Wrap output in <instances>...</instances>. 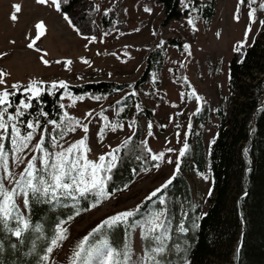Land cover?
<instances>
[{
    "label": "rangeland",
    "instance_id": "1",
    "mask_svg": "<svg viewBox=\"0 0 264 264\" xmlns=\"http://www.w3.org/2000/svg\"><path fill=\"white\" fill-rule=\"evenodd\" d=\"M88 1L90 5L96 6L97 11L92 18V27H79L81 35L69 25L64 19L65 15L57 11L50 0L46 4H40L37 0H0V73L6 74L0 75V79L5 81L4 85H0V91L5 87L11 90V85L17 83L27 85L33 79L44 81L46 89L52 82L61 80L68 85L99 80L127 83V89L99 100L89 94H77L68 89L73 96L85 97L83 101H77L74 107H67L71 104L67 97L61 99L64 93L62 90L60 103L66 106L62 112L67 110L71 116L82 119L84 123L92 120L88 134L92 150L89 158L92 160L107 153L110 148L119 146L132 136L137 127H140L141 138L147 140L152 151L157 154L165 152V158L158 170L152 167L150 171L139 173L127 190L115 192L98 207L69 222L66 225L69 229L68 239L54 250L50 264H68L76 243L101 221L116 213L135 209L153 190L172 177L186 133L189 144L186 155L193 149L197 133L201 135L206 148L209 147L219 126V117L215 112L221 109L227 113L229 110V62L235 46L245 39V30L250 23V8H257L256 22L252 23L242 50L251 44L264 26L259 23L264 20V11L259 10V4L264 3V0H257L256 4L251 5L245 0L240 5L238 21L234 18L238 0H216L215 14L209 23L204 22L193 6L195 1L204 3L206 0H179L181 11L186 9L185 4L189 5L187 14L173 20L166 19L163 6L158 0ZM14 5L21 6V11L16 13V21L10 18ZM145 8H150L151 11H145ZM106 11L108 26L101 22ZM189 18L195 19V31L187 22ZM40 21L46 25V34L41 32L39 39H36L35 25ZM93 36L96 37L95 41L85 39ZM171 38L179 41L180 45L171 42ZM33 39L36 43L34 48L29 49L27 45ZM185 45L190 48L185 49ZM155 47L162 49L161 65H154L145 82L136 87L135 83L147 65L146 57ZM81 58L89 63L82 62ZM43 60L51 63L45 65ZM67 61L72 63L67 64ZM193 89L203 97L200 101L203 110L195 116L192 114L197 109V101L195 98L189 100L187 96ZM132 92L136 95L130 96ZM181 93H185L183 100ZM124 107H127L125 116L119 117ZM145 108H150L152 119L144 114ZM89 111L92 116L84 120L85 113ZM101 112L109 122L123 125L122 129L118 128L115 132L107 131L103 143L97 138L98 130L104 125L98 115ZM190 116L192 128L189 133ZM196 117L201 118L197 121ZM149 123L152 124L151 136L148 135ZM47 127L51 130L53 126ZM84 135L82 129L77 128L75 133H69L60 143L66 148L69 143ZM39 138L38 131L34 133V140L29 147L20 153L14 152L10 144L7 145L9 170L17 179L31 157L39 155L33 151ZM50 140L46 136V146L49 151H53ZM169 148L174 151L168 152ZM169 157L172 163L167 162ZM36 163L39 166V161ZM186 176L195 204L202 205L205 210L211 189V175L208 171H189ZM18 203L27 215L23 200L20 199ZM155 205L152 202L147 209L157 207ZM133 246L136 254L141 255L143 242L139 230L133 234Z\"/></svg>",
    "mask_w": 264,
    "mask_h": 264
},
{
    "label": "snow or ice",
    "instance_id": "2",
    "mask_svg": "<svg viewBox=\"0 0 264 264\" xmlns=\"http://www.w3.org/2000/svg\"><path fill=\"white\" fill-rule=\"evenodd\" d=\"M37 2L46 4L49 0H37ZM66 2L67 0H50L57 11H61L62 3ZM244 3L245 0H238L237 13L234 15L237 21L239 20L240 5ZM248 3L250 5L256 4L257 0H248ZM13 7L14 12L10 18L16 21V13L21 11V6L14 5ZM188 7L189 5L185 4V8ZM192 10L195 11L194 8ZM259 10L264 11V3L259 4ZM145 11L150 12L151 9L145 8ZM256 12L257 8H250L248 13L250 23L245 30V39L238 42L234 48L235 51L240 52L245 46L252 23L256 22ZM105 15H107V11ZM64 19L74 27L78 34L82 35L79 29L75 28L70 17L65 15ZM187 22L195 31V19L189 18ZM259 23L264 25V20L259 21ZM35 27L37 29L36 39H39L41 32L46 34V25L43 21L38 22ZM107 34L104 33V35ZM85 39L92 42L95 41L96 37H85ZM35 43L36 40L33 39L27 47L32 49ZM189 48V45H185V49ZM37 50L39 51V49ZM81 59L82 62L89 63L87 60ZM43 63L49 65L51 62L43 60ZM56 63H60V61H56ZM66 63L71 64L72 62L67 61ZM0 75L6 74L0 73ZM4 84L5 81L0 79V85ZM44 84L45 82L42 80L33 79L27 85L17 83L11 85V90L5 87L3 91H0V264H5L2 258L5 233L14 236L20 245H24L26 242L29 244L28 252L25 255L34 256L33 264H50V257L54 250L68 239L69 229L66 225L81 215L82 212L98 207L114 195L113 192L109 191V185L123 159L122 154L139 149L142 154L137 155L135 159L143 165L141 170L145 172L150 171V168L147 167L149 161H154L155 163L151 167L158 170L165 158V152L154 153L148 146L147 140L141 141L140 145L130 147L133 145V141L132 137H128L119 146L110 148L107 153L99 155L96 160L90 159L89 155L92 150L89 145L88 134L89 124L92 123V120H88V117L92 116V112L85 113L83 118L88 120V123L71 116L67 110L62 112L58 121L49 119V113L43 107L33 103V101H40L44 94L55 95L56 91L60 89L64 90L61 99L67 97L71 100V104L67 107H74L77 101H83L85 97L73 96L68 91V83L63 80L52 82L47 89ZM18 94L21 98L17 102ZM129 95L135 96L136 93L132 92ZM180 95L181 100H183L185 93ZM187 96L189 100L195 98L198 104L192 116L199 115L203 110V106L200 104L203 97H200L194 89L188 92ZM94 98L101 99V97ZM33 108H36L37 111L30 112L29 110ZM59 108L63 110L66 106L60 103ZM137 108L139 109V105ZM10 109H14V111L10 112ZM98 115L104 121V125L98 130L97 138L99 142L103 143L107 131L115 132L118 128L122 129L123 125L117 122H109L103 112ZM192 116L189 117V133L192 128ZM25 117L29 118L25 119ZM41 118L44 120L43 125ZM132 123L134 124L135 121ZM48 125L53 126L51 130L48 129ZM148 127V135L151 136L152 124L149 123ZM77 128L82 129L85 135L81 139L69 143L65 148L60 142L65 140L69 133H75ZM38 131L40 138L35 143L33 151L38 152L39 155L31 157L27 162V167L17 179L9 170L7 145L10 144L16 153L23 152L34 140V133ZM177 135L179 136V133ZM187 135L188 133H186L185 143L179 151L176 169L172 177L159 188L153 190L145 198V201L137 205L135 209L116 213L101 221L99 225L76 243L72 255L68 258V264H172L168 258L169 253L181 251V246L179 244H174L172 248L168 246V241L171 239L169 233L172 231V216L167 207V193L180 172L181 159L189 150ZM46 136L51 138L50 146L53 151H49L46 146ZM214 142L215 140L211 141L210 144ZM57 148L59 150L55 151ZM167 151L172 152L174 150L169 148ZM245 156H247V149H245ZM37 161H39V166H37ZM167 162L172 163L170 157ZM133 174H136V169H133ZM127 189L128 185H124L123 189H117V191ZM209 195H211V189ZM153 198H155L154 201ZM20 199L23 200V208L27 210V215H25V211L21 210L18 203ZM88 201L91 202L87 203L85 207H81L82 202ZM148 201H153L160 207H153L142 212L141 209ZM37 203L67 208L70 210V214L66 218L55 220L50 224L46 221H33L31 207ZM192 210L194 211V208ZM187 219L188 211H184L177 225L179 233L189 231V228L185 226ZM192 227H199V225L192 221ZM121 228L123 229V237L117 241L114 238V233L116 229ZM137 230H139L143 242L141 255L136 254L133 246V234ZM10 247L17 249V244H11ZM183 251L186 252L187 249L185 248ZM238 255L239 248L237 249ZM180 264H188V262L183 259Z\"/></svg>",
    "mask_w": 264,
    "mask_h": 264
},
{
    "label": "trees",
    "instance_id": "3",
    "mask_svg": "<svg viewBox=\"0 0 264 264\" xmlns=\"http://www.w3.org/2000/svg\"><path fill=\"white\" fill-rule=\"evenodd\" d=\"M158 2L162 4L167 20L179 19L187 14L188 8L184 11L179 9V0ZM215 5L216 0H206L204 3L195 1L193 6L204 22L209 23L215 14ZM96 11V6L90 5L88 0H67L62 3L59 12L70 17L75 28L79 29L84 26L92 27ZM101 22L108 26L106 15H102ZM170 41L180 45L175 38ZM162 58L160 47L149 52L146 57L147 65L136 81V87L145 82L154 65H161ZM128 86L127 83L99 80L69 85V90L105 99ZM228 88V112L224 113L221 109L215 112L219 117L217 132L211 140L215 142L206 148L201 135L196 134L193 149L181 159L180 172L167 193L169 214L172 216L168 246H181V251L169 253L168 258L172 264H180L183 259L188 264H264V26L251 44L232 54L228 68ZM62 90L56 91L55 95L44 94L40 101L33 103L43 107L49 113V119L59 121L62 115V109L59 108ZM20 98L18 94L17 102ZM126 110L127 107H124L119 117L124 118ZM29 111L35 112L37 109ZM143 112L152 119L150 108H145ZM27 118L29 117H25ZM196 118L198 121L201 117ZM41 122L43 125V118ZM130 137L133 141L130 147L144 141L140 127ZM140 154L139 149L122 154L123 159L109 185L110 192L123 189L124 185L131 184L143 172V165L135 159ZM154 163L149 161L147 167L152 168ZM133 169H136V174H133ZM189 171H208L211 175V195L207 197L205 210L202 205L194 202L192 188L186 176ZM153 201H148L141 211H145ZM90 202H82L81 207ZM155 206L160 207L158 204ZM184 211H188L185 226L189 231L179 233L177 225ZM69 214L70 210L67 208L52 207L46 203H37L31 207L33 221H46L49 224L66 218ZM192 221L199 227H192ZM4 235L2 258L5 264H33L34 256L25 255L29 244L26 242L20 245L14 236L7 233ZM122 237L123 229H116L114 238L120 241ZM11 244H17V249H12ZM185 248L186 252L183 251Z\"/></svg>",
    "mask_w": 264,
    "mask_h": 264
}]
</instances>
